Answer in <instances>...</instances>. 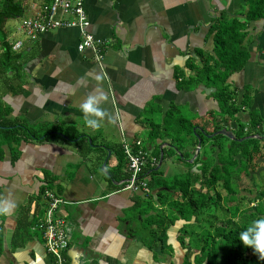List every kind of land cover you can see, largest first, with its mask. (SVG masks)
Returning a JSON list of instances; mask_svg holds the SVG:
<instances>
[{
	"label": "crops",
	"instance_id": "0c3cea01",
	"mask_svg": "<svg viewBox=\"0 0 264 264\" xmlns=\"http://www.w3.org/2000/svg\"><path fill=\"white\" fill-rule=\"evenodd\" d=\"M52 1L17 0L25 9L23 19L42 15ZM251 2L85 0L89 32L106 45L102 66L95 62L92 51L78 50L81 34L77 27L51 31L36 41L19 40L25 43L20 53H24L27 82L23 94L2 95L12 110L10 119L36 131L74 127L81 136L72 142L60 133L59 138L50 140L24 139L16 163L5 147L0 198L12 201L15 208L0 222V264H56L45 247V216L36 201L47 186L65 201L56 212L57 219L65 223L69 240L65 264H185L189 234L183 230L194 226L196 218H180L171 225L166 247L158 238L155 248L149 247L151 232L158 234L159 230L150 218H170L172 212L180 217L170 209L176 202L161 199L159 194L166 188L150 187L148 194L126 191L121 185L126 180L111 183V174L119 166L117 151L123 149L124 142H141L149 159L158 161L154 171L167 180L172 172L174 179L192 172L201 181L204 163H209L210 170L217 165L221 152L216 143L224 142L227 150L228 138L215 142L217 136L210 138L212 134L204 128L212 130V118L222 120L225 114L215 92L206 94L204 85L188 89L186 83L195 75L190 66H202L198 53L215 56V23L220 18L244 21ZM246 35L249 60L242 71L229 78L228 85L236 94L237 106L243 105L247 93L251 96L250 108L236 116L249 126L252 116L264 121V17L248 23ZM8 41L13 43L9 33ZM89 95L99 98L104 112L101 127L96 129L87 126L81 110ZM171 112L183 115L187 124L191 122L193 138L198 132L207 141L191 164L188 161L198 147L192 148L195 139H189L191 147L180 152L170 136L150 137L153 126L162 133L171 131L172 137L186 131L188 125L183 120L168 119ZM221 130L235 137L237 124L225 122ZM126 168L122 167V172ZM151 170L149 167L147 172L150 181L156 178ZM26 206L32 227L19 234L20 211ZM198 253L194 251L193 262Z\"/></svg>",
	"mask_w": 264,
	"mask_h": 264
},
{
	"label": "trees",
	"instance_id": "16d2710c",
	"mask_svg": "<svg viewBox=\"0 0 264 264\" xmlns=\"http://www.w3.org/2000/svg\"><path fill=\"white\" fill-rule=\"evenodd\" d=\"M25 15V9L17 2V0H0V163L4 161L6 157L5 147L8 148L11 154L12 163H16L20 158V145L24 139L28 140H50L53 138H59V133L69 138V141H75L79 139L81 134L74 127L60 128L57 130L46 129L36 131L34 128L24 124L19 120L10 119L11 108L3 101L2 95H16L23 94L25 92L24 86L26 85V76L24 72L25 58L24 53H15L12 50L11 43L8 41V32L6 30L7 23L10 20L22 18ZM264 17V0H252L249 4V11L245 14V20L233 19L227 22L223 18H220L214 25L212 30L215 40V56L207 55L204 53H198L202 59V66L195 65L190 66V70L195 72V75L189 79L186 83L188 89L198 88L199 86H207V88H215L216 92L213 94L219 101L222 107V111L225 114V118L222 120L214 117L209 123L212 126V130L205 132L214 134L220 131L221 125L225 122H233L237 124V132H234L237 140H228L227 150L224 147V142H217L224 140V136H217L213 139L216 143V149L221 153L218 156L217 165L212 169L209 163L203 165V177L200 181L198 175H194L189 172L186 176L178 177L174 180L164 179L160 175V171L155 172L151 170L150 174L156 175V178L150 181L149 186L151 188H159L160 190L166 188L167 191H161V199H165V203H170L173 200L176 203H171V210L178 212L179 216L170 214V218L154 217L150 218L154 224L159 228L156 232H151L149 247L155 248L156 238L161 240L163 246L166 247V232L171 225H174L180 218L189 221L193 217L196 218L198 224L194 226H185L184 232L188 234L189 228H194L193 233L189 234V250L186 255L185 264H218L220 261L222 264H264L256 254H254L251 248H246L239 240V233L246 228L250 222L256 218L257 215H244V219H248L242 226L237 225L228 220L226 226L211 227L208 230H204L206 227L199 225V220L203 219V215L199 210L205 208L208 205L209 197L206 189L219 188L221 193L226 192V189L230 190V174L235 173L236 166L238 164L236 157L240 156L242 159L241 173L248 175L251 171H255L260 164V160H264V140L259 141L256 137L264 136V121L256 120L252 116L249 126L243 124L236 116L242 111L243 108H250L251 96L247 93L242 106H237L235 102V93L231 91L228 80L229 78L244 69L248 60L249 52L245 47L246 41V29L247 24L260 20ZM180 118L183 120V124L187 122L183 119V115H175L171 112L168 119ZM187 124V123H186ZM188 127L183 133L178 132L173 135L171 131L162 133L161 129L157 126H153L150 137L158 138L160 136H170L173 143L176 144L178 151L186 149L189 144V139L193 138V125L187 124ZM176 123H173V130ZM171 134V135H170ZM197 135L202 139V147L204 146L205 139L202 134L197 132ZM195 136V135H194ZM243 141H239V140ZM225 141V140H224ZM198 146V137L193 142L192 148L196 149ZM117 157L119 160V166L115 174H111V183L127 180L130 174L126 168V172H122V167H127V161L122 148L117 151ZM261 163V162H260ZM148 172V171H147ZM210 173V174H209ZM209 177H208V176ZM201 182V183H200ZM200 184V189L194 191L197 185ZM50 187H45L41 190L38 206L42 207V215H46L48 209V203L45 200V193L49 191ZM193 190V191H192ZM197 193L196 195L194 193ZM170 193V194H169ZM1 194V190H0ZM218 200L215 205L219 206L221 203V196H217ZM1 200V198H0ZM32 201V199H31ZM179 201V202H178ZM41 202V204H39ZM173 206V207H172ZM28 206L21 209V221L18 226V233H28L31 226L29 221V214L27 210ZM231 212V211H230ZM229 212V213H230ZM239 210H232V217L236 218ZM259 214L263 215L264 211L260 207ZM229 215V214H228ZM226 215V217L228 216ZM226 217H216L212 221ZM159 218V219H158ZM162 219V223L158 224V221ZM4 220V216L0 215V222ZM203 224V223H202ZM161 233V234H160ZM203 235V239H200ZM193 237H195L193 239ZM186 240V239H184ZM196 248H199L196 251ZM194 251L199 252L195 256L194 262L191 260ZM3 254V232L0 229V258Z\"/></svg>",
	"mask_w": 264,
	"mask_h": 264
},
{
	"label": "built area",
	"instance_id": "2783aa9c",
	"mask_svg": "<svg viewBox=\"0 0 264 264\" xmlns=\"http://www.w3.org/2000/svg\"><path fill=\"white\" fill-rule=\"evenodd\" d=\"M71 27H77L81 34L78 50L80 52L92 51L95 62L102 66L105 60L106 45L89 32L90 22L85 10V0H53L42 15L23 19L20 31L27 41H36L51 31ZM24 45V41L11 43L15 53H20ZM123 150L130 177L121 185L126 191L148 194L150 192V180L147 171L149 167L155 169L158 166L157 159L150 160L139 141L135 143L124 142ZM45 198L48 203L42 225L45 247L55 259L56 264H65L69 240L65 232L64 221L56 217L57 210L65 204V201L50 191L45 193Z\"/></svg>",
	"mask_w": 264,
	"mask_h": 264
},
{
	"label": "flooded vegetation",
	"instance_id": "af4514ba",
	"mask_svg": "<svg viewBox=\"0 0 264 264\" xmlns=\"http://www.w3.org/2000/svg\"><path fill=\"white\" fill-rule=\"evenodd\" d=\"M236 160L238 162L235 168L236 172L230 174L231 178L229 182L232 188H230L229 192L226 189V192L221 193L219 188L205 190L209 197L208 207L206 206L207 209L204 212H202L201 209L199 211L204 218V220H202L203 224L206 221H212L213 218L226 217V215L229 214L226 218L212 221L210 223L211 227L226 226L228 224L227 218L237 225L242 226L244 222L248 221V219H244V215L250 216L255 214L258 217L264 216V214H259L260 207H262L264 211V160H260L258 162L260 166L255 171L248 173V175H244L240 171L242 164L241 157L237 156ZM199 189L200 188H195L194 191H198ZM194 194L196 195L197 193L195 192ZM217 196H221L222 198L219 206L215 205L218 200ZM224 204H226V206L223 211ZM232 210H239L236 218L232 217ZM195 223L198 224L196 220ZM199 225H201V222H199Z\"/></svg>",
	"mask_w": 264,
	"mask_h": 264
},
{
	"label": "clouds",
	"instance_id": "9594fccd",
	"mask_svg": "<svg viewBox=\"0 0 264 264\" xmlns=\"http://www.w3.org/2000/svg\"><path fill=\"white\" fill-rule=\"evenodd\" d=\"M81 110L88 127L93 129L101 127L104 112L99 107V98L89 95L82 103ZM14 208L12 201L0 200V215H10ZM239 240L246 248H251L261 261H264V216L252 220L239 233Z\"/></svg>",
	"mask_w": 264,
	"mask_h": 264
},
{
	"label": "rangeland",
	"instance_id": "374dc122",
	"mask_svg": "<svg viewBox=\"0 0 264 264\" xmlns=\"http://www.w3.org/2000/svg\"><path fill=\"white\" fill-rule=\"evenodd\" d=\"M22 21H23V17L22 18H17V19H14V20H10L8 23H7V26H6V30H8V33H9V36H10V38H11V42H13V43H15V42H17V41H19V40H25L26 39V37L21 33V31H20V27H21V25H22ZM0 89H1V83H0ZM185 117H189L187 114H186V116ZM145 139H146V143H151L150 142V139L148 138V137H144ZM228 142V141H227ZM226 142V144H228ZM154 144V143H153ZM227 147H228V145H227ZM174 167L175 166H173V169H174ZM164 168H165V166H164ZM176 175L174 174V172H172L170 175H169V179L168 180H173L174 179V177H175ZM225 206H226V204H224V206H223V211H224V209H225ZM208 207V206H207ZM207 207H205V208H201V211L202 212H204L206 209H207ZM223 215V214H222ZM202 220L203 219H200V221H201V225H203L204 227H206L204 230H208V229H210L211 228V225H210V223L212 222V221H210V222H208V221H206L204 224H202ZM193 229L194 228H189L188 229V234H191V233H193ZM195 237H193V239H194ZM200 239H203V235H201V237H200ZM198 249L199 248H196V251H198Z\"/></svg>",
	"mask_w": 264,
	"mask_h": 264
},
{
	"label": "water",
	"instance_id": "95a60500",
	"mask_svg": "<svg viewBox=\"0 0 264 264\" xmlns=\"http://www.w3.org/2000/svg\"><path fill=\"white\" fill-rule=\"evenodd\" d=\"M31 62L34 63L35 61H31ZM31 62L27 63V65H26L27 68L31 66V64H32ZM202 90H203L206 94H210V93H214V92H216V89H215V88H206V87H202ZM218 135H219V136H224V137L230 139L231 141H235V140H237V139L234 137V135H233L232 133H229V132H227L226 130H221V131H219V132H217V133H215L214 135L209 136V137L211 138V137H215V136H218ZM60 136L63 137L64 139H68L66 136H64V135H62V134H60ZM197 137H198V147H197V150H196V155H195V157H194L192 160L188 161L190 164L193 163V162L195 161V159L198 157V154L200 153V149H201V145H202V140H201V138H200L199 136H197ZM250 138H252V139L255 138V139H258L259 141L264 140V136H263V137L256 136V137H250ZM239 141L241 142V141H243V140L241 139V140H239ZM173 148H174V147H173ZM174 150L177 152V149H176V148H174ZM162 163H163V154L161 155V159H160V163H159V168L161 167ZM159 168H158V169H159ZM158 169H157V170H158Z\"/></svg>",
	"mask_w": 264,
	"mask_h": 264
}]
</instances>
